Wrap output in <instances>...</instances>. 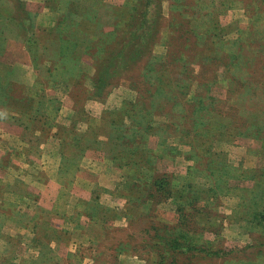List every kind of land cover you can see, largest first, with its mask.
Here are the masks:
<instances>
[{
    "label": "rangeland",
    "instance_id": "1",
    "mask_svg": "<svg viewBox=\"0 0 264 264\" xmlns=\"http://www.w3.org/2000/svg\"><path fill=\"white\" fill-rule=\"evenodd\" d=\"M0 264H264V0H0Z\"/></svg>",
    "mask_w": 264,
    "mask_h": 264
}]
</instances>
